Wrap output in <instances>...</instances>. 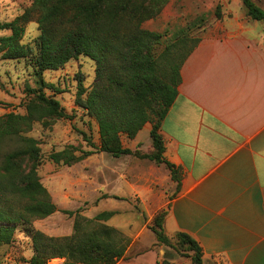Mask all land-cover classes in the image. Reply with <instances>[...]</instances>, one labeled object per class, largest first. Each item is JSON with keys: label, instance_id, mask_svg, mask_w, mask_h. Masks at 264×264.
Here are the masks:
<instances>
[{"label": "trees", "instance_id": "trees-1", "mask_svg": "<svg viewBox=\"0 0 264 264\" xmlns=\"http://www.w3.org/2000/svg\"><path fill=\"white\" fill-rule=\"evenodd\" d=\"M170 0H33L25 13L15 20L0 23V55L4 59H29L40 87L30 89L33 98L27 103L26 114L9 113L0 117V245H10L20 225L30 233L34 255L29 264H49L52 259H65L64 264H117L128 259L131 239L117 228L105 223L114 215L102 212L93 219L76 215L74 234L69 237H47L29 226L34 219L46 218L58 211L47 189L39 180L42 165L39 143L25 133L35 122L47 118L69 119L58 100L47 96L43 75L58 71L72 60L84 56L95 62L96 75L90 88L79 80L76 104L96 121L100 136L99 152L119 158L131 155L122 135L134 139L147 124L155 153L150 159L164 163L181 189L180 170L165 159V143L160 129L178 97L182 82L181 69L200 42V37L180 35L164 45L167 35L150 31L143 25L157 19ZM247 14L264 22V11L253 0H242ZM222 14L218 12L217 18ZM38 24L40 35L34 46L22 43L24 24ZM193 26V27H192ZM188 26L197 30L203 24ZM50 85V86H49ZM46 123V122H45ZM77 148H66L51 155L55 163L71 166L91 156ZM15 200L25 201L19 209ZM167 212L154 219L152 231L158 242L170 243L164 223ZM177 242L194 254L193 264H203V252L196 240L186 233L176 234ZM159 264V262H158ZM164 264L169 262L164 261Z\"/></svg>", "mask_w": 264, "mask_h": 264}, {"label": "crops", "instance_id": "crops-1", "mask_svg": "<svg viewBox=\"0 0 264 264\" xmlns=\"http://www.w3.org/2000/svg\"><path fill=\"white\" fill-rule=\"evenodd\" d=\"M197 32L160 129L164 157L181 172L164 229L196 240L203 264H264V22L224 9ZM160 256L148 249L117 264Z\"/></svg>", "mask_w": 264, "mask_h": 264}, {"label": "rangeland", "instance_id": "rangeland-1", "mask_svg": "<svg viewBox=\"0 0 264 264\" xmlns=\"http://www.w3.org/2000/svg\"><path fill=\"white\" fill-rule=\"evenodd\" d=\"M32 2L0 0V23L11 22L23 15ZM224 9L245 7L242 0H170L162 14L143 27L167 35L164 42L167 45L174 42L175 34L184 29L187 32L179 33L181 36L200 37L194 28L188 31V26L194 23L208 25L218 19V12L222 14ZM24 27L22 43L34 46L40 35L37 22L32 19ZM10 33L0 31V37ZM34 74V66L29 59L10 60L0 55V117L11 112L26 114L27 103L33 98L29 88L37 90L40 87ZM95 75V62L84 56L70 61L58 71H47L43 75L44 81L54 86L44 88V92L58 100L70 118H47L35 122L32 130L23 134L39 143L42 155L39 180L58 208L49 217L34 219L29 227L47 237L64 238L74 234L77 219L76 215L66 214L65 211L78 212L88 219L102 212H113L114 215L105 224L117 228L131 239L129 257L155 249L161 255L160 264L164 261L169 264H193L189 256L194 253L181 246L176 235L166 234L170 243L164 244L158 242L152 231L155 217L163 211L167 212L169 202L177 194V183L172 179L170 169L164 163L149 158L155 153L150 135L152 125L147 124L134 139L122 135L123 146L132 150L131 155L116 158L98 151V125L76 104L79 80L83 81L85 88H90ZM70 147L77 148V156L89 151L94 154L71 166L51 160L53 153ZM8 148L11 146L2 145L0 151ZM24 203L23 200H15L18 209ZM151 252L154 251L147 254ZM33 255L32 237L22 225L12 244L0 245V264H29ZM64 263L65 259L59 258L49 262Z\"/></svg>", "mask_w": 264, "mask_h": 264}]
</instances>
